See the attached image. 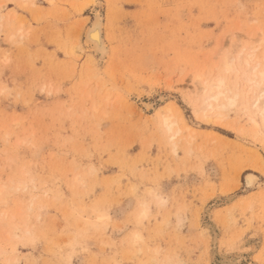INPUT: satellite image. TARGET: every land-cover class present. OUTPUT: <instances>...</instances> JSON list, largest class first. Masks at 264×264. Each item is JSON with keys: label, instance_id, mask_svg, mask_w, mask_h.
<instances>
[{"label": "rangeland", "instance_id": "374dc122", "mask_svg": "<svg viewBox=\"0 0 264 264\" xmlns=\"http://www.w3.org/2000/svg\"><path fill=\"white\" fill-rule=\"evenodd\" d=\"M1 1L19 14L0 24V264H264V123L192 108L196 75L264 51V0ZM98 11L109 54L86 73ZM170 100L195 131L159 127Z\"/></svg>", "mask_w": 264, "mask_h": 264}, {"label": "bare ground", "instance_id": "6f19581e", "mask_svg": "<svg viewBox=\"0 0 264 264\" xmlns=\"http://www.w3.org/2000/svg\"><path fill=\"white\" fill-rule=\"evenodd\" d=\"M93 1L94 0H87V2L90 3ZM12 16H15V12ZM7 20L11 21V15L9 12L0 15V24L5 25ZM23 23L24 22H22V24ZM102 29L103 18L102 14L98 11L94 14L90 25L86 27L83 34L84 43L89 46L88 48L91 51L84 61L86 73H90L92 71L91 68L96 67V62L105 59L109 54V48L104 39ZM71 46L72 48H70L73 51L81 48L79 47L80 45L78 41L73 42ZM257 49L258 47L256 45L247 44L241 46L237 51L230 55H224L223 58L220 59L219 74L211 80L202 78L200 74L196 75L198 81V86L195 87L197 98L192 104L195 118L207 124H220L225 119V116L223 115L224 113L221 114V110H226V108L234 106L237 102H240V109L247 114L251 124L258 126L260 121L264 123V51L257 53ZM228 74H233L234 79L232 80V84L228 81ZM229 85L233 88L229 87ZM231 91L233 92L231 93ZM192 99L194 100L195 98L193 97ZM158 100L164 101L165 96H160ZM151 108H153V105H151ZM154 115L159 127L165 129L171 134L170 139L174 138L182 131H195V128L188 124L179 105L172 100L167 102L164 106L156 109ZM258 117L260 118V121ZM261 167L262 170H264V164H262ZM258 180L259 175L253 171L247 172L244 176L246 187L254 186ZM161 199L164 200V197H161ZM149 212V205L144 203L140 209L141 217H146ZM139 237L141 238L139 234L133 235V238L136 240L140 239ZM242 258L243 257H232L222 260L218 264H240ZM164 263L170 264L167 261L165 262V260L162 264Z\"/></svg>", "mask_w": 264, "mask_h": 264}, {"label": "crops", "instance_id": "0c3cea01", "mask_svg": "<svg viewBox=\"0 0 264 264\" xmlns=\"http://www.w3.org/2000/svg\"><path fill=\"white\" fill-rule=\"evenodd\" d=\"M14 2H16V3H19V0H16V1H14ZM0 4H1V7H0V9L2 8V7H4V5H5V3H3V1H1L0 2ZM41 6L39 5H37L36 4V2H34V7L32 8L33 10H35L36 12H37V8L41 11V8H40ZM11 9H14V11L12 12V11H10ZM3 11H6L5 13H3V14H6V13H8L9 11V13H10V15H11V21L12 22H15L14 20V18H17V15L16 14H19L18 13V9H16L15 7H11V5H6L5 7H4V9H3ZM14 12H15V16H12L13 14H14ZM2 15V14H1ZM21 16V15H20ZM29 16V15H28ZM14 17V18H13ZM26 18H27V16H26ZM22 22H24V21H22ZM22 22H18L17 21V23L18 24H22ZM25 25V24H24ZM171 101V100H170ZM163 193V192H162ZM160 198H161V195L159 196ZM212 201H215V200H212ZM211 203V202H210ZM209 205V203L201 210V212H200V215H201V213H204L203 214V216L204 217H206V212L208 211V208H207V206ZM150 210H151V208H150ZM207 214H208V212H207ZM138 217L139 218H144V217H141V215H140V210H139V215H138ZM199 219H200V221L201 220H203L202 218H200V216H199ZM201 223H202V221H201ZM134 234H138V233H134ZM133 234V235H134ZM214 245V248L216 249L217 248V243H214L213 244ZM212 244H211V247L213 246ZM244 246L245 247H248V246H250V244L248 243V240H247V237H244ZM213 249V248H212ZM241 264V263H240ZM243 264H246V263H243Z\"/></svg>", "mask_w": 264, "mask_h": 264}, {"label": "snow or ice", "instance_id": "6c2138e0", "mask_svg": "<svg viewBox=\"0 0 264 264\" xmlns=\"http://www.w3.org/2000/svg\"><path fill=\"white\" fill-rule=\"evenodd\" d=\"M262 179H264V177H262Z\"/></svg>", "mask_w": 264, "mask_h": 264}]
</instances>
